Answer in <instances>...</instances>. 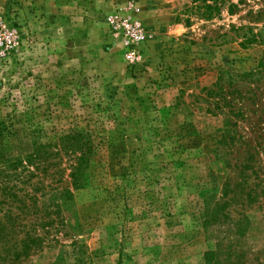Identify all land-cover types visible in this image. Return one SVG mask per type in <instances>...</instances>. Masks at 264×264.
<instances>
[{
	"label": "rangeland",
	"instance_id": "obj_1",
	"mask_svg": "<svg viewBox=\"0 0 264 264\" xmlns=\"http://www.w3.org/2000/svg\"><path fill=\"white\" fill-rule=\"evenodd\" d=\"M197 5L0 0V167L48 145V159L28 165L34 174L20 167L15 183L38 191L42 182L45 190L32 191L42 202L49 187L73 196L59 213L39 203L23 214L21 229L44 241L21 264H207L217 250L220 264L240 252L244 264H264V206L239 201L225 208L229 216L204 221L235 176L223 160L241 161L248 143L264 168V75L252 84L232 75V84L226 74L255 70L263 59L264 16L256 13L264 0H243L231 13L225 2L211 19ZM118 18L144 34L131 62L114 39ZM241 25L257 35L247 48L244 30L235 31ZM220 76L223 87L210 96ZM230 105L243 117L230 115ZM71 132L86 142L75 154L58 145ZM80 152L84 175L73 188L70 164Z\"/></svg>",
	"mask_w": 264,
	"mask_h": 264
},
{
	"label": "trees",
	"instance_id": "obj_2",
	"mask_svg": "<svg viewBox=\"0 0 264 264\" xmlns=\"http://www.w3.org/2000/svg\"><path fill=\"white\" fill-rule=\"evenodd\" d=\"M193 3H199L200 5L195 6L198 9L200 16L211 19L215 15L220 13V9L225 2L227 3L228 12L231 13L234 8L237 7V4L243 2V0H237L236 2H232V0H192ZM256 16L263 17L264 11H257ZM244 30L241 34V42L240 45L244 48L252 45L257 41V35L253 33L250 27L245 25H241L239 28H236L235 31L239 32ZM229 76L228 78L231 80V83L236 82V79L232 77V75L237 76V81L242 83L252 84L260 80V78L264 75V55L263 59L259 62V65L255 70H250L247 72H243L241 74H231V72H226ZM223 77L220 76V81L218 84L214 85L213 88L208 90V94L210 96H216L217 91L216 88L220 86V89L223 87L221 84ZM233 90H236L234 88ZM250 94V91H245ZM240 96L241 100H249L252 101L250 97H245L241 92H237ZM255 97V96H254ZM242 103V101L240 102ZM253 103V102H252ZM224 104H230L229 101L224 100ZM246 106V105H244ZM228 110V113L232 116H242L241 110L238 108H233ZM228 123L232 125V120L230 116L227 118ZM227 133L224 135H220L219 143L223 142L224 138L227 137ZM58 145L60 148L65 151H69V153L75 154L77 150L80 149L79 145H85V138L79 132H71L68 134H62L59 138ZM247 147L244 150L245 156L242 157V160L239 161V158L235 159L234 164H230L228 160H223L227 162V165H231L233 169V173L235 176H228L226 180L223 182V190L221 193V198L215 201L213 206L206 211V215L204 218L205 223H211L216 221L218 214L229 216V213L224 214V210L226 207H231L233 204L241 201H245L248 204L259 203L261 206H264V168L263 166L256 165L255 154L256 151H253V148L250 144L245 143ZM48 145H39L36 149L27 155L24 160H17L4 166L0 167V211H3L0 216V264H21L25 259H27L33 252L40 249L42 247L43 238L37 233V230L34 228H26V230L21 229L24 225L21 223V219L24 217L23 214H29L31 212L39 211L41 203L44 205V210L49 214V210L55 213H59V209L61 206L69 207L73 202L72 192L69 187L65 189H59L58 187H49L48 189V198L45 201H40V197L37 194H34L32 191L34 190H26L21 189L23 187L17 185L16 178L19 177L17 171L20 167L27 168L28 165L34 164L33 162L39 160L40 163H36V167L34 169H39L41 165V161L44 159H48L50 156V152L48 150ZM80 156L75 158L74 163L70 164V185L73 188H78L82 184V171L84 170V157L83 153L80 152ZM74 157V156H72ZM235 171H238L236 173ZM24 174H34L28 168L24 171ZM30 176L27 177L29 181ZM20 187V188H19ZM38 191L41 189H46L43 186L42 182H40V188H37ZM63 190V191H62ZM34 191V192H38ZM50 201H49V200ZM49 202V203H48ZM240 202V203H241ZM48 203V204H47ZM6 205V208L4 206ZM16 209L19 212H14ZM204 213V214H205ZM47 214V215H48ZM50 215V214H49ZM229 218V217H228ZM52 220L47 222L50 224ZM236 222V226L239 225ZM240 228H237V233H239ZM21 233V237H19ZM224 253V252H223ZM233 252L231 255H233ZM220 254L221 250L214 251L212 253H207L205 262L207 264H220ZM230 255H227L225 261L226 264H244V254L240 252L236 255L237 262L229 261Z\"/></svg>",
	"mask_w": 264,
	"mask_h": 264
},
{
	"label": "built area",
	"instance_id": "obj_3",
	"mask_svg": "<svg viewBox=\"0 0 264 264\" xmlns=\"http://www.w3.org/2000/svg\"><path fill=\"white\" fill-rule=\"evenodd\" d=\"M111 23L114 39L121 43L126 60L131 62L135 58L136 47L144 36L139 23L129 18H118Z\"/></svg>",
	"mask_w": 264,
	"mask_h": 264
}]
</instances>
